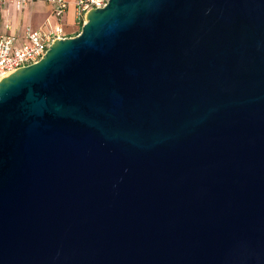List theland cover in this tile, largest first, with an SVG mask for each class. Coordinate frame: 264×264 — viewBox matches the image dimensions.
<instances>
[{
    "label": "water",
    "instance_id": "water-1",
    "mask_svg": "<svg viewBox=\"0 0 264 264\" xmlns=\"http://www.w3.org/2000/svg\"><path fill=\"white\" fill-rule=\"evenodd\" d=\"M0 264H264V0H109L0 79Z\"/></svg>",
    "mask_w": 264,
    "mask_h": 264
},
{
    "label": "built area",
    "instance_id": "built-area-1",
    "mask_svg": "<svg viewBox=\"0 0 264 264\" xmlns=\"http://www.w3.org/2000/svg\"><path fill=\"white\" fill-rule=\"evenodd\" d=\"M44 1L52 6L56 19L53 24L37 29H28L26 41L17 43L12 34L0 33V79L17 69L38 62L48 51L50 45L58 38L69 37L61 20L68 10V0H0V8L6 4H14L17 10L24 9L31 2ZM109 0H74L78 20L85 22L89 10L103 8Z\"/></svg>",
    "mask_w": 264,
    "mask_h": 264
},
{
    "label": "crops",
    "instance_id": "crops-1",
    "mask_svg": "<svg viewBox=\"0 0 264 264\" xmlns=\"http://www.w3.org/2000/svg\"><path fill=\"white\" fill-rule=\"evenodd\" d=\"M70 2L61 23L69 37L75 36L78 30V20L74 0ZM56 22L52 13V6L44 1L31 2L22 10H17L14 4H6L0 8V33L12 34L17 37V43L26 41L28 29L46 27Z\"/></svg>",
    "mask_w": 264,
    "mask_h": 264
},
{
    "label": "rangeland",
    "instance_id": "rangeland-1",
    "mask_svg": "<svg viewBox=\"0 0 264 264\" xmlns=\"http://www.w3.org/2000/svg\"><path fill=\"white\" fill-rule=\"evenodd\" d=\"M83 24H84V22H82V23H81V25H80V24H78V30H77V33L75 34V36H76L78 33H80V31H81V29H82V26H83Z\"/></svg>",
    "mask_w": 264,
    "mask_h": 264
}]
</instances>
